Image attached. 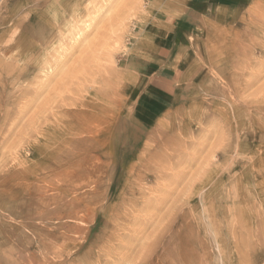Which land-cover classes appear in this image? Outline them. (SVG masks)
<instances>
[{
    "label": "rangeland",
    "instance_id": "1",
    "mask_svg": "<svg viewBox=\"0 0 264 264\" xmlns=\"http://www.w3.org/2000/svg\"><path fill=\"white\" fill-rule=\"evenodd\" d=\"M235 4L0 0V264H264V0ZM184 15L180 98L148 113Z\"/></svg>",
    "mask_w": 264,
    "mask_h": 264
},
{
    "label": "crops",
    "instance_id": "2",
    "mask_svg": "<svg viewBox=\"0 0 264 264\" xmlns=\"http://www.w3.org/2000/svg\"><path fill=\"white\" fill-rule=\"evenodd\" d=\"M237 0H180L184 11H210L211 9L227 11L236 7ZM181 8V7H180ZM181 16V15H180ZM178 17L164 19L159 33L160 43L155 48L150 64L146 65V87L150 97L146 100L151 107L148 113L169 109L180 98L181 86L184 84L190 66L187 68L188 55L184 51L187 39L191 37L194 23L188 18Z\"/></svg>",
    "mask_w": 264,
    "mask_h": 264
},
{
    "label": "bare ground",
    "instance_id": "3",
    "mask_svg": "<svg viewBox=\"0 0 264 264\" xmlns=\"http://www.w3.org/2000/svg\"><path fill=\"white\" fill-rule=\"evenodd\" d=\"M69 47H70V46H69ZM6 181H7V180H6ZM7 183H9V181H8ZM4 184H5V183H4ZM143 206H145V205H143ZM211 210H212V209H211ZM209 214H210V213H209ZM76 230H79V229H76ZM83 240H85V237H83ZM65 242H66V241H65ZM157 243H158V242H157ZM120 248H121V247H120ZM127 248H128V247H127ZM144 248H145V247H144ZM123 250H124V249H123ZM54 251H55V250H54ZM121 254H122V253H121ZM123 254H124V253H123ZM140 257H141V256H140ZM50 258H51V257H50ZM124 258H125V257H124ZM51 259H52V258H51ZM142 260H143V259H142ZM147 260H148V259H147V257H146V260H145V261L147 262ZM137 261H138V260H137ZM140 261H141V260H140ZM96 262H97V261H96ZM148 263H151V259L148 261ZM148 263H147V264H148Z\"/></svg>",
    "mask_w": 264,
    "mask_h": 264
}]
</instances>
